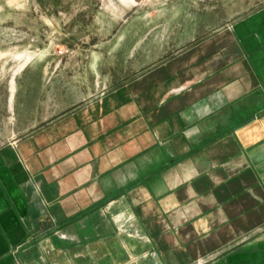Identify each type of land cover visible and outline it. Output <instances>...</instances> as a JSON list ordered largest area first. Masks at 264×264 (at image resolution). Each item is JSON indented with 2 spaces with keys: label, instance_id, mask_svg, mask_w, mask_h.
I'll return each instance as SVG.
<instances>
[{
  "label": "crops",
  "instance_id": "crops-1",
  "mask_svg": "<svg viewBox=\"0 0 264 264\" xmlns=\"http://www.w3.org/2000/svg\"><path fill=\"white\" fill-rule=\"evenodd\" d=\"M26 64L0 72V264H264V6L75 102Z\"/></svg>",
  "mask_w": 264,
  "mask_h": 264
},
{
  "label": "rangeland",
  "instance_id": "rangeland-1",
  "mask_svg": "<svg viewBox=\"0 0 264 264\" xmlns=\"http://www.w3.org/2000/svg\"><path fill=\"white\" fill-rule=\"evenodd\" d=\"M262 6L264 0H0V72L27 63L19 80L33 84L30 93L75 102Z\"/></svg>",
  "mask_w": 264,
  "mask_h": 264
}]
</instances>
